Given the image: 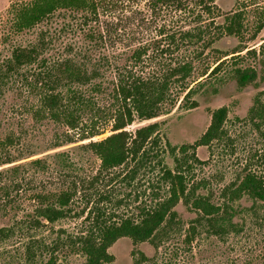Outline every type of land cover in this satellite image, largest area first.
<instances>
[{"label":"rangeland","instance_id":"374dc122","mask_svg":"<svg viewBox=\"0 0 264 264\" xmlns=\"http://www.w3.org/2000/svg\"><path fill=\"white\" fill-rule=\"evenodd\" d=\"M106 1L109 4L99 11L100 25H93L102 31L99 53L122 67L142 45L160 39L165 45L168 33L178 37L184 31L192 35L203 31L201 40L192 38L193 43L162 56L169 68L179 62L193 63L190 82L199 79L192 85L195 91L183 101L182 86L172 87L174 102L164 107V113L169 114L152 121H136L127 128L135 132L156 121L161 123L158 144H148L147 155L102 172L99 158L82 146L89 141L67 143L68 128L37 114L43 91L38 76L42 65L36 63L13 74L6 70L13 51L35 43L42 27L60 28L65 22L78 21L69 14L59 16L51 25L18 33L14 29L15 10L32 0H0V155L10 152L16 159L34 155L4 165L0 171L34 159H44L48 164V170L32 167L0 180V229L21 225L27 215L32 216L41 202L39 194L49 195V200L65 192L72 195L67 207L72 212L66 218L39 230L16 229L9 238L0 237V264H47L50 259L56 264H85L78 239L101 222L126 218L139 221L144 211L167 200L171 181L165 180L166 170L182 173L189 191L199 184L196 195L209 196L216 205L228 202L224 190L248 172L264 177V55L260 53L264 0H179L177 7L169 8L150 7V0ZM237 15L240 27L236 34L229 35L225 27ZM77 32L67 30L59 46L72 43ZM51 55L56 57L58 53ZM219 59L223 62L220 70L200 78L208 68L216 67ZM159 69L153 62L145 65L144 71ZM237 70H254L257 76L253 83L241 87ZM108 79L101 94L92 93L101 109L93 116L105 129L94 140L112 134L118 104L113 73ZM256 99L259 103L251 112ZM221 107L228 110L222 138L208 147L195 151L188 148L182 153V146L200 139L210 125L212 112ZM9 137L16 142L7 146ZM2 185L9 196L1 191ZM231 206L236 228L226 225L217 233L204 222L195 237L187 238L196 215L180 202L175 208L179 220L176 226L166 228V234L162 233L155 244L134 245L129 238L119 239L109 249L114 256L110 264H134L136 260L140 264H264V203L252 207L253 202L244 197ZM214 227L217 229L218 224Z\"/></svg>","mask_w":264,"mask_h":264},{"label":"trees","instance_id":"16d2710c","mask_svg":"<svg viewBox=\"0 0 264 264\" xmlns=\"http://www.w3.org/2000/svg\"><path fill=\"white\" fill-rule=\"evenodd\" d=\"M178 2L179 0H150V7H177ZM108 4L106 0H32L30 3L17 6L14 29L18 33L33 31L45 24L51 25L59 16L66 17L69 14L78 22L75 24L65 22L60 28L42 27L36 42L17 47L6 65L9 74L18 73L36 63L42 65L38 76L42 80L43 91L37 114L68 128L67 143L89 141L82 146L99 158L102 172L119 168L129 159L145 156L148 144L155 146L158 144L161 123L156 121L135 132H130L127 128L136 121H152L169 114V111L164 113L166 110L164 107L169 101H173L171 91L175 85L182 86L183 101L191 97L195 91L192 85L199 80L190 82L194 72L193 63L179 62L169 68L167 59L162 56L171 50H178L187 42L193 43L192 38L201 40L203 35V31H199L198 35L184 31L180 32L178 37L176 33L170 36L168 33L165 45L162 39L153 41L154 47L151 44L142 45L133 51L128 64L122 67L102 51L99 53L102 45L98 37L102 35V31L100 27L93 25L100 23V8ZM239 27L237 15L230 18L225 30L227 34L234 35ZM67 30L78 31L76 33L78 37L72 43L59 46V42L63 41L62 35ZM55 51L58 56L53 57L51 53ZM260 53L264 55V43L260 47ZM227 56L229 55L224 57ZM222 59L215 63L216 67L212 70L211 67L208 68L200 78L206 79L215 75L223 64L220 62ZM153 62L160 69L145 72V65ZM109 73H113L115 79L114 99L118 104L113 116L112 134L104 139L94 140L104 134L105 129L96 123L93 116L101 109L98 108V102L92 93H102L109 80ZM236 75L241 87L253 83L257 76L254 70H237ZM255 102L251 112L256 110L258 99ZM195 105L196 103H192V107ZM227 116L226 107L213 111L205 133L193 145L182 146L181 152L187 153L188 148L195 151L199 147H208L214 141L220 140L224 135ZM14 142L15 139L9 137L6 145ZM33 156L16 159L10 152L4 153L0 155V167ZM32 167L39 171L48 170L46 160L34 159L0 171V180L13 173L28 171V168ZM165 176V180L171 181L170 197L155 208L144 211L139 221L126 218L120 222H101L94 230L78 239L81 251L86 257L85 264L112 263L114 256L109 249L122 238H129L134 245L146 242L155 244L162 233L166 234V228L169 227L171 230L178 224V213L175 208L180 202L196 215L190 222L187 238L195 237L198 226H202L204 222L217 233L223 232L226 225L234 227L231 220L234 207L231 204L244 197L253 202L252 207L259 202L264 203V177L252 172H248L238 183L224 190L223 196L228 198V202L222 205L214 204L209 196L196 195L199 184L193 185L189 191L182 173L173 174L166 170ZM1 191H5L4 195L9 196L7 187L2 185ZM48 196L38 195L40 205L35 208L32 216H26L28 219L21 225L17 223L16 226L1 228V240L9 238L16 229L35 231L47 227L66 218L72 212L67 208L72 198L71 194L65 192L55 195L52 200H49ZM215 223L218 224L217 229L214 227ZM47 264L56 263L50 259ZM134 264L140 263L136 260Z\"/></svg>","mask_w":264,"mask_h":264}]
</instances>
